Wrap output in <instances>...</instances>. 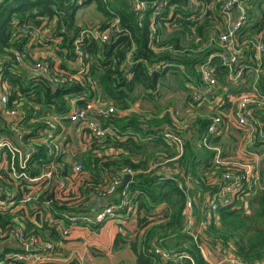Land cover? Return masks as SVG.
I'll use <instances>...</instances> for the list:
<instances>
[{
    "label": "trees",
    "instance_id": "1",
    "mask_svg": "<svg viewBox=\"0 0 264 264\" xmlns=\"http://www.w3.org/2000/svg\"><path fill=\"white\" fill-rule=\"evenodd\" d=\"M138 1L146 4V9L139 13L132 10L130 0H0V81L1 85L8 87L5 92L8 106L24 112L26 122L33 117L34 112L37 115L47 112L67 114L72 98H76L78 106L97 102L111 106L115 111L104 126L118 130V139L108 137L103 141H92L89 145L76 146L77 159L72 161L62 156L59 162L65 169L64 174L71 167L69 162L81 164L82 171L74 178L69 177L65 196L53 200V191L50 189L42 194V198L49 195L52 213L69 224L63 214L91 213L93 207L99 208L96 207V201L103 197L96 196L90 211L82 210L80 205L74 206L75 200L87 199L89 193L103 184L109 173L128 168L133 173L130 182L125 187L120 185L116 189L115 195L110 196V203L118 202L122 192L127 191L138 211L144 214L143 218L137 217L140 228L142 223L153 217L152 212L159 205L165 203L166 209L161 217L162 221L150 226L142 236L139 232H135V236L129 234L131 237L128 238L124 234H117L113 240L114 251L128 245L136 257V264H165L150 250L151 246L158 245L171 255L187 257L188 259L182 260V264H191L190 261L193 264H209L200 253L199 246L212 248L215 243H221L224 247H229L234 257L243 264L264 261V167L259 169L257 186L248 198L241 196L231 205L220 206L195 241L187 230V198L178 188L177 182L184 183L187 177L192 180L189 196L195 220L192 229L196 233L203 218L202 198L220 188L219 185L211 186L209 178L212 173L220 175L224 171L213 165V152L199 143L209 118L216 114L206 113L196 117V128L185 136L182 155L171 162L173 168L165 176L157 173L152 166L175 156L174 150L156 137L160 129L170 125V116L158 112L153 118H147L133 106L140 95L148 101L158 99L161 82L171 73L170 75H178L180 78L178 86L184 84L183 89L188 94L186 104L195 107L194 94L203 86L199 67L206 63L213 69L220 88L216 94L206 96L205 101L213 103L214 96L219 95L224 100L217 109L220 115H232L237 96L250 92L253 86H257L258 93L264 99V67L256 80L254 75L251 78L245 74L247 70L256 67L253 44L264 30V14L257 16L254 9L261 8L264 0H241L248 8L250 19L248 26L237 34L238 42L243 44L245 51L241 60L246 68L243 70L244 82L235 83L228 79V71L216 55L219 48L213 44L207 46L213 33V20H220L221 0H200L212 7L201 21L191 19L194 13L187 8V0ZM90 5H94L104 18L93 28L104 31L114 22L117 24L110 30L107 42L99 43L87 36L82 40L80 48L84 58L79 70L85 72L81 75V83L52 87L45 76H36L17 64L14 58L16 52L26 54L28 66L35 62L27 50L29 33L34 30L42 32L49 26L52 30L51 39L59 40L58 57L66 63L75 62L74 42L82 30L86 29L77 24L76 15L80 9ZM262 39L264 40V36ZM161 49L165 50L157 51ZM46 61L53 65L47 58ZM242 64H234L233 68L239 70ZM157 65L161 67L157 69ZM180 66L183 71L179 70ZM59 68L68 71L62 63ZM139 88L142 93L137 95ZM233 96H236L235 100L231 101L230 97ZM37 106L39 111L34 110ZM262 119L264 121V117ZM23 126L30 130L24 137L27 144L29 138L36 137L39 126H27L25 122ZM6 127V122L0 118V135L9 134ZM129 130L133 132H126ZM143 138L148 142L141 145L138 142ZM212 142L227 151L220 137ZM31 145L35 166L30 170L32 175H37L45 162V156L42 146L37 143ZM144 145H151L152 151L149 152ZM252 149L251 152L262 154L264 140L254 141ZM158 152L162 154L155 158ZM16 216L24 217L22 222L26 231H32L42 240H59L52 229H37V225H40L38 217L35 218L37 224L33 225L24 212H18L14 215H0V243L5 241L6 238L1 236L9 225L15 223ZM99 228L100 226L92 228V231ZM18 251L21 250H4L0 254V261H4V264H20L4 260L6 255Z\"/></svg>",
    "mask_w": 264,
    "mask_h": 264
},
{
    "label": "built area",
    "instance_id": "2",
    "mask_svg": "<svg viewBox=\"0 0 264 264\" xmlns=\"http://www.w3.org/2000/svg\"><path fill=\"white\" fill-rule=\"evenodd\" d=\"M130 1L134 12L139 13L146 9L144 2L138 0ZM187 8L194 13L192 20L201 21L206 16L207 10L210 11L212 7L200 0H187ZM207 18L212 20L211 16ZM249 19L248 8L241 0H221L220 20L217 18L213 20V33L207 43V46L213 44V46L219 48V52L216 55L227 69L228 79L234 83L238 81L244 82L243 70L246 66L242 64L241 59L245 51L242 47L243 44L238 42L237 34L241 29L248 26ZM116 24L117 22H114L110 28L104 31H99L98 28L82 30L79 38L74 42L76 62L81 65L83 61L84 54L80 47L82 40L86 36L88 39L99 43L107 42L110 30ZM42 33L44 32L34 30L29 34L31 38L40 39ZM263 36L264 30L253 44L256 67L252 70H247L245 73L251 78L254 75L255 80L262 73L264 67ZM163 50L165 49L157 51ZM14 58L21 67L25 68L28 66L25 53L16 52ZM234 64H242L243 66L236 70L233 68ZM29 67L33 73L45 76L52 87L81 83V75L85 72L84 70H79L77 73H70L54 67L45 58L35 60ZM160 67L159 65L156 66L157 69ZM179 70L183 71V67L180 66ZM199 71L203 86L198 93L194 94L193 102L196 105L202 104L206 96L216 94L220 88L213 69L208 63L201 65ZM7 89V85H1L0 81V118L6 122V130L9 132V134L0 135V215L7 213L14 215L18 212H24L29 218L38 217V224L40 225H37V229L50 228L61 239L66 238L74 227L81 226L92 230V228L102 227L112 221H117L124 226H131L136 229L132 235L135 236V232H139V235L142 236L149 228L148 223L151 222L152 218H148L146 222L141 224L140 228L137 223V217L143 218L144 214L138 211L132 196L127 191H123L121 196L118 197V202L110 203V196L115 195V191L122 185L124 177L126 175L132 177L133 173L128 168L109 173L108 178L104 181L105 183L99 184L94 192L89 193L87 199L75 200L74 206L80 205L82 210L89 211L96 196L107 198L109 202L104 207H93L91 213L63 214L69 224H66L52 213L49 206V195L42 198V194L50 189L53 191V200H59L61 196H65L69 177L74 178L82 171L81 164H71L69 162L71 167L68 168V173L64 174L65 169L59 162L62 156L68 157L69 161L77 158L74 148L76 147L75 141L82 146L89 145L92 141L106 140L108 137L118 139V130L114 127L104 126L115 113L114 108L97 102H87L84 106H78L76 98H72L69 102L70 109L67 114L59 115L47 112L37 115L34 112L32 114L33 117L26 122L24 112L8 106V97L5 93ZM237 97L234 113L231 115L232 118L230 119L225 117L226 115L222 116L220 114L211 116L206 129L200 135L199 143L214 154L213 165L223 168L224 171L220 175L212 173L209 178L208 183L211 186L219 185L220 188L217 192L205 194L202 198L201 213L203 218L196 233L192 229L195 220L192 216V200L189 196L192 180L187 177L184 183L177 182L178 188L183 191L187 198L185 207L187 230L195 241L197 236L202 234L209 221L214 218L215 215L213 214L220 206L231 205L241 196H249L255 190L259 180V173L256 169L257 163L252 157L242 159L231 157L220 145L212 142L231 128L248 132L251 144L258 139L264 140V121L262 119L264 117V99L258 93L257 86H253L250 92L241 93ZM214 98H218V103L214 101L212 108L217 109L219 105L221 106L224 103V100L219 95L214 96ZM34 110L39 111V107H34ZM162 114H168L171 123L169 126L160 129L156 137L161 138L173 149L175 156L172 159H163L154 163L152 169L159 174L167 176L173 168L171 162L175 161L183 153L186 141L185 136L192 133L196 128L197 116L194 115L190 119H182L172 113L169 108L164 109ZM23 122L27 126H39L36 129V137L29 138L27 144L24 142V137L30 130L23 126ZM74 124L78 126V129H73L72 126ZM32 143L42 146L45 156V162L40 166V171L37 175H32L30 170L35 166L32 161ZM159 206L166 209L165 203ZM23 218L16 216L14 219L15 223L9 225L1 236V238H6L5 240L14 239L18 244L17 248L21 250L6 255L4 260L20 264H35L49 259L54 251L53 243L48 240H42L32 231H26L22 222ZM45 236H47V233H45ZM206 248L207 246L204 245L199 246L200 253L204 259ZM212 248L221 255V262L218 264H243L234 257L229 247H224L221 243H215ZM150 250L165 264L169 262L178 264L184 258H187L183 255H171L167 251L160 249L158 245L151 246ZM190 262L193 264L192 261ZM0 264H4V261L1 260ZM252 264H264V261H256Z\"/></svg>",
    "mask_w": 264,
    "mask_h": 264
},
{
    "label": "crops",
    "instance_id": "3",
    "mask_svg": "<svg viewBox=\"0 0 264 264\" xmlns=\"http://www.w3.org/2000/svg\"><path fill=\"white\" fill-rule=\"evenodd\" d=\"M93 5L87 6L85 8L80 9L77 12L76 15V22L78 25L81 26V23L86 22L85 20H80L79 22V16L87 9L92 7ZM96 10V9H95ZM99 14V13H98ZM259 16V15H257ZM99 21H103L104 18L99 14L98 17ZM50 28V26L48 27ZM47 31H49L47 33ZM42 37L40 39H34L29 38L27 43V50L29 55L32 57V59L35 60H42V59H48L51 61L54 67H58L59 65L64 64L66 69L71 72H77L80 69V64H78L76 61L72 63H66L62 59H60L57 55V44L59 43V40L51 39V33L50 30L43 29ZM48 37V38H47ZM48 40V41H47ZM50 43H54L55 47L49 46ZM253 56L255 55L254 49H253ZM253 58V57H252ZM65 62V63H64ZM242 62V60H241ZM28 64V63H27ZM29 65V64H28ZM27 66V65H26ZM27 71L30 73L38 76L42 74H35L31 71L30 67H25ZM159 91L162 92V87L160 86ZM218 98L213 101L217 102ZM214 103V102H213ZM213 103H205L204 110L211 109ZM220 106V105H219ZM188 109H198V107H189L187 105ZM135 108V106H134ZM218 109V108H217ZM215 109V110H217ZM195 112V111H194ZM224 114V113H223ZM196 116H201V114H195ZM225 115V114H224ZM225 117L232 118L229 113L226 114ZM73 129H78V126L74 124ZM231 127V126H230ZM126 132H133V131H126ZM191 134V133H190ZM235 135V138L238 139L240 142V152L235 157L237 159L252 157L255 162L257 163L256 169L259 171L260 168L264 167V152L260 155L251 152L250 150H253V144L249 142L250 135L248 132H244L242 130L237 129H230L225 134L220 136L221 143L223 145H227L225 140L228 141V135ZM190 136V135H189ZM143 141L148 142L146 138H143ZM75 146H79V144H76ZM227 150V147H225ZM247 154V156H246ZM109 202V199L102 198L98 199L96 201V207H104ZM165 208L162 206H158L154 209L152 212V220L148 223V227L152 226L155 223H160L161 217L164 213ZM28 220L30 221V218L28 217ZM33 225H36V222L30 221ZM136 229H133L131 226H124L121 225L119 222H108L104 224L102 227H100L96 231H92L90 229L78 226L74 227L70 234L66 238H59L57 241H52L54 246V251L50 255V258L35 264H136V257L130 247L128 245H123L120 247L119 250L114 251L112 249L113 247V240L114 237L117 234H124L127 236V238L135 231ZM131 234V235H129ZM18 244L17 242L9 238L8 240L3 241L0 243V254L4 252V250H7L8 248H17ZM119 253H114L118 252ZM102 253L103 257H96L93 256ZM205 260L209 264H218L221 262V255L219 252H217L214 248L207 247L205 250ZM24 264H30V263H24ZM178 264H182L178 263ZM226 264V263H223Z\"/></svg>",
    "mask_w": 264,
    "mask_h": 264
},
{
    "label": "rangeland",
    "instance_id": "4",
    "mask_svg": "<svg viewBox=\"0 0 264 264\" xmlns=\"http://www.w3.org/2000/svg\"><path fill=\"white\" fill-rule=\"evenodd\" d=\"M254 11H255L256 15H261L262 13L264 14V4L261 6V8L256 7L254 9ZM98 17H99V14L95 10V7L93 5L92 7L87 8L79 16V22L82 19L86 21L84 23L80 22L81 26L84 28L97 27L101 22L98 20ZM45 29L50 30V32H52L51 28L45 27ZM48 32L49 31H47V33ZM49 46L51 47V49H52V47H55L54 43H50ZM170 74H168V76L165 78V80L163 82H161L162 92H159V97L156 100L148 101L146 99H143L142 95H140L142 93V89L141 88L138 89L136 94L140 95V97L133 106L138 108L142 112L141 114H145L147 116V118H153L154 116L157 115L158 112L160 113L164 109H167V108L171 109L172 113H175L179 118H182V119H190V117L194 116L195 112L198 115L199 114L203 115L206 113L207 114H219V111L215 110L214 108H211V109L206 108L204 110L206 101H204L200 105L197 104L196 106L198 107V109H195V110L194 109H188L187 104H186V99H187L188 94L183 89L184 84L178 86V82H180V78L178 77V75L173 76ZM181 83H183V82H181ZM189 93H190V91H189ZM234 97H236V96L230 97L231 101L235 100ZM228 103H229V101H228ZM228 137H229L228 141L227 140L224 141L227 143V145H225L227 147V152L229 153V155L231 157H236L239 154L240 149H241L240 148V142L238 141L237 138H235L234 134L228 135ZM138 143L142 145V144H146L147 142L140 140ZM144 146L146 149H148L149 152L152 151V149L150 148L151 145H144ZM161 154H159V152H158L157 155L155 156V158ZM245 198H248V196ZM30 221L36 222V219L30 218ZM114 253H119V251L114 252ZM92 255L96 256V257H100V258L104 256L102 253H98L96 255H94L92 253Z\"/></svg>",
    "mask_w": 264,
    "mask_h": 264
},
{
    "label": "water",
    "instance_id": "5",
    "mask_svg": "<svg viewBox=\"0 0 264 264\" xmlns=\"http://www.w3.org/2000/svg\"><path fill=\"white\" fill-rule=\"evenodd\" d=\"M238 63V62H237ZM74 144H77V141L74 142ZM131 180V176L130 175H126L123 179V183H122V187H125L127 182H129Z\"/></svg>",
    "mask_w": 264,
    "mask_h": 264
}]
</instances>
